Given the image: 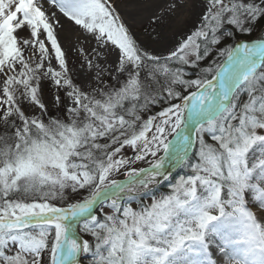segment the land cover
I'll use <instances>...</instances> for the list:
<instances>
[{
  "label": "snow or ice",
  "instance_id": "obj_1",
  "mask_svg": "<svg viewBox=\"0 0 264 264\" xmlns=\"http://www.w3.org/2000/svg\"><path fill=\"white\" fill-rule=\"evenodd\" d=\"M261 21L202 0L157 52L116 0H0V264H264Z\"/></svg>",
  "mask_w": 264,
  "mask_h": 264
},
{
  "label": "rangeland",
  "instance_id": "obj_2",
  "mask_svg": "<svg viewBox=\"0 0 264 264\" xmlns=\"http://www.w3.org/2000/svg\"><path fill=\"white\" fill-rule=\"evenodd\" d=\"M148 1L143 2V0L140 1V6L142 9L145 8V6H148ZM176 2L178 7L176 9H171L170 5ZM201 2L202 0H164V3L161 4L163 8H161V19L157 20V12L155 11L152 13H149L148 11L143 14L142 19L140 21H137L138 23L130 22L131 25H128L133 32L136 34L138 40L141 42L142 45L148 47L150 50L154 49L157 52H166V50H160L159 46L163 45V35L169 34L173 36H177L179 39V36L190 30L193 26L195 21L188 22V25H185L182 23V18L185 19V14L188 11V9L192 6L198 5V16L200 15L201 12ZM117 4V10L120 13L124 12H129L130 6L127 5L126 0H116ZM155 20V22H153ZM181 20V21H180ZM129 22V21H126ZM178 23H181L180 26H182V29L177 31V25ZM258 25V24H257ZM253 29L252 33L250 36L244 37V39L247 40H253L255 39L256 36L260 34V32L263 30V27H257ZM184 30V31H183ZM75 35H72L71 38H67L66 45H62L63 48L67 52L68 60H69V66L70 68H73L76 70L74 73V76H82L83 74V69L80 68V64L83 62V56H80L77 49L80 47H83L85 55H89L90 51L93 46H90V44L85 43L83 40H78V33H74ZM176 42V41H175ZM92 45H95L94 42L91 43ZM171 48V47H170ZM92 56L89 55V59H91ZM109 59L114 60L115 57L111 56ZM79 83V80L76 81ZM45 102L46 103H51V98L49 96L45 97ZM128 155H131V151L128 152ZM123 178V177H119ZM161 191L167 192L168 188L167 187H162ZM85 264H87V261H85Z\"/></svg>",
  "mask_w": 264,
  "mask_h": 264
},
{
  "label": "bare ground",
  "instance_id": "obj_3",
  "mask_svg": "<svg viewBox=\"0 0 264 264\" xmlns=\"http://www.w3.org/2000/svg\"><path fill=\"white\" fill-rule=\"evenodd\" d=\"M140 1L141 0H126L127 5H129L131 8H130L129 12L121 13V16L125 22L129 21V22H126L128 25H131L130 22H133V24L138 23L137 21H140L142 19L143 14L146 13L147 11L149 13H152V12L155 13V11H156L157 12V16H156L157 20L161 19V17H160L161 16V8H163L161 6V4L164 3V0H149L148 6L146 5L144 9L141 8ZM143 2H147V0H143ZM197 7H198V5L192 6L191 9L189 8L185 14V16H186L185 19L184 18L181 19L184 26L188 25V22H192V21L197 19V15H198V10H197L198 8ZM180 25H181V23H178L177 28H176L177 31L182 29V26H180ZM74 33H75V30L72 28V26L67 21H65V28L59 32V39H60L61 44L66 45L67 38L68 37L71 38L72 35H75ZM258 38L264 39V36L263 37L258 36ZM162 39H163L162 41L164 44L159 46L161 51L166 50V48H168V47L169 48L172 47L178 40L177 36H173V35H169V34H166V35L164 34ZM91 43H88V44H90V46L95 47V45H92Z\"/></svg>",
  "mask_w": 264,
  "mask_h": 264
},
{
  "label": "trees",
  "instance_id": "obj_4",
  "mask_svg": "<svg viewBox=\"0 0 264 264\" xmlns=\"http://www.w3.org/2000/svg\"><path fill=\"white\" fill-rule=\"evenodd\" d=\"M257 27H260V28L264 27V21H261L260 23H258Z\"/></svg>",
  "mask_w": 264,
  "mask_h": 264
}]
</instances>
